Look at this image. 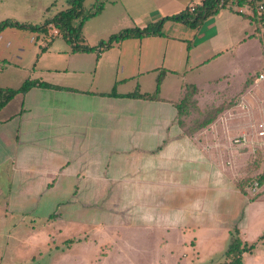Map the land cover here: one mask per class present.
<instances>
[{"label":"crops","instance_id":"0c3cea01","mask_svg":"<svg viewBox=\"0 0 264 264\" xmlns=\"http://www.w3.org/2000/svg\"><path fill=\"white\" fill-rule=\"evenodd\" d=\"M37 1L43 2L40 9L48 10L53 0ZM87 1H103L102 11L82 27L80 43L93 46L112 33L143 28L200 0H84V10L94 6L86 8ZM251 15L247 5L231 3L198 28L169 19L162 34L126 38L89 52L73 51L49 27L46 33L16 26L0 30V87L17 88L27 78L61 87H30L0 109V196L5 212L21 200L18 193L24 194L23 201L35 202L47 192L53 208L66 205V217L92 222V216L100 214L108 228L120 229L114 237L99 224L100 240L108 247L100 255L107 257L113 247L124 253L134 249L135 242L150 237L148 230L161 231V245L170 231L204 226L205 191L222 192L227 207L230 194L247 197L249 191L237 187L244 174L237 162L245 161L249 151L234 146L231 138L251 124H218L214 119L190 134L178 124L175 103L185 85L198 88L197 99L200 82L224 76V66L236 55L245 58L250 47L245 44L259 40L253 35ZM231 52L227 61L224 55ZM161 71L159 100L108 95L113 88L118 94L151 93ZM251 85L243 84L244 94ZM177 192L182 194L172 202ZM127 193L160 196H151L143 211L134 209L142 207L140 195L133 209L122 205ZM59 194L71 196L61 200ZM94 194L105 196L98 210L90 207ZM115 198L120 202L113 204ZM122 209L132 214V223L123 224ZM138 214L142 223L134 221ZM54 215L55 210L48 217ZM125 227L131 233L122 235ZM190 243H195L193 238Z\"/></svg>","mask_w":264,"mask_h":264},{"label":"rangeland","instance_id":"374dc122","mask_svg":"<svg viewBox=\"0 0 264 264\" xmlns=\"http://www.w3.org/2000/svg\"><path fill=\"white\" fill-rule=\"evenodd\" d=\"M93 2L87 1L86 8ZM42 3L37 0H0V21L8 19L36 25L67 7L66 1L53 0L48 4V10H43L40 9ZM249 44L245 58L236 55L238 50L234 52L235 59L230 65L224 66L227 70L224 76H219L211 82H200L201 91L196 99L198 109L190 108L188 116L184 119L188 124L202 118L204 112L221 103L227 107L216 117L218 124H251L246 130L252 131L253 124L264 120L262 48L259 40L254 39L245 46ZM224 56L229 57L227 61L232 60V52ZM259 74H263V78L256 80ZM250 76L253 77L252 85L244 94L243 84ZM242 102L247 105L246 108H242ZM247 151L249 153L245 161L237 162L244 172L239 179L243 181L246 190L247 186L253 181H258L257 176L264 172V146L256 144L253 150ZM259 188L256 195L249 192L247 197L239 193L230 194L227 199L230 207L223 205L225 197L222 192L205 191L204 226L187 229L185 232L170 231L164 236L161 245L158 242L161 231L148 230L151 232L150 237L135 242L134 249L124 253L113 247L107 257L100 255V252L104 253L108 247L104 248L106 242L100 240L102 234L99 224H104L103 229H109L114 237L118 236L120 229L117 226L108 228V223L102 215L94 214L92 222H80L76 216L66 217V205L62 203L57 209L53 208L46 198L47 192L41 193L35 202L23 201L24 194L18 193L15 196L21 200L14 201L12 210L5 212L4 201L0 196V264H212L223 260L234 228L239 230L240 238L244 242L254 244L251 252L243 254L242 264H264V183L260 184ZM181 194L174 193L171 201H177ZM136 195H140L142 207L136 205L134 208ZM70 196L71 194H59V199ZM151 196L160 194L127 193L123 195L122 205L126 209L144 211ZM93 197L95 199L93 198L90 207L98 210L105 196L94 194ZM117 202H120V199L115 198L113 204ZM54 210L56 215L49 218ZM114 211L119 214V209ZM124 212L125 210H120V213ZM124 214L126 215L123 224L132 223V214ZM134 221L142 223L141 216L138 214ZM129 231L128 227H125L121 234L131 233ZM140 232L142 235L143 231ZM86 236L87 239L83 238ZM79 237L81 239L78 241H66ZM192 238L194 244L190 243ZM108 245L114 246L111 240Z\"/></svg>","mask_w":264,"mask_h":264},{"label":"trees","instance_id":"16d2710c","mask_svg":"<svg viewBox=\"0 0 264 264\" xmlns=\"http://www.w3.org/2000/svg\"><path fill=\"white\" fill-rule=\"evenodd\" d=\"M67 7L59 10L56 14L51 17L45 18L42 23L32 25L29 23L2 20L0 21V30L7 26L23 27L34 31L46 33V29L49 23L54 24L61 34V36L71 44V48L76 52H89L95 51L97 48L100 50H105L111 47L114 43H119L123 39L132 37H143L146 35H156L162 34V25L166 20H179L183 21L187 25L193 28H198L205 19L215 15L220 9L229 6L231 3H236L238 5H247L251 11V20L255 25L254 34L261 42L262 45V55H263V68H264V13L259 12L257 9L256 2L258 0H200L197 3L191 4L186 9L182 10L180 13L165 16L158 20L156 23H150L140 27L125 28L118 32L110 34L106 39L100 40L97 45L88 46L81 44L82 40V27L84 22L96 15H98L103 9V1H97L93 8L90 10L83 9L84 0H66ZM163 76V71H161L156 78L155 90L151 93H141L137 90L126 93L118 94L113 88L108 95L110 96H124V97H134L142 98L148 100H159V87ZM253 77L250 76L246 78L244 82V87L249 86L252 82ZM45 87V88H60L59 86L52 85L50 83L38 80V79H25L22 84L17 88L10 87H0V109L6 105L17 93H24L30 87ZM198 88L194 84H187L184 86L183 95L179 101L175 103L177 109V121L180 127L183 128L184 132L193 133L201 128L206 127L210 124L216 117L226 109V105L221 103L217 106H213L209 110L203 113V117L200 119H195L192 123L188 124L184 119L188 116L190 108L198 109L196 94L198 93ZM259 184L264 183V172L257 176ZM243 181L237 182V187L245 193L243 187ZM239 230L234 228L231 232V239L228 247L224 252V258L220 262H215L212 264H242L243 254L251 252L254 248V244H248L244 242L239 235ZM262 237V236H261Z\"/></svg>","mask_w":264,"mask_h":264},{"label":"built area","instance_id":"2783aa9c","mask_svg":"<svg viewBox=\"0 0 264 264\" xmlns=\"http://www.w3.org/2000/svg\"><path fill=\"white\" fill-rule=\"evenodd\" d=\"M257 9L259 12L264 13V2L258 0L256 2ZM48 27L51 29V34H60L58 28L54 24L49 23ZM263 78V74H259L256 80ZM242 108H246L245 103H241ZM231 142L234 146L244 148L247 150H253L255 145L264 146V120H259L256 124L252 125V131H246L241 134L235 135L231 138ZM259 182L253 181L248 186L247 189L251 194H255L259 188Z\"/></svg>","mask_w":264,"mask_h":264}]
</instances>
